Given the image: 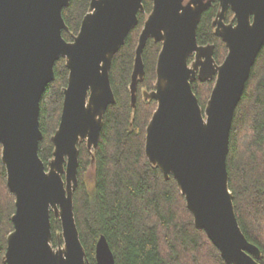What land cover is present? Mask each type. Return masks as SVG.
I'll return each instance as SVG.
<instances>
[{"label": "water", "instance_id": "water-1", "mask_svg": "<svg viewBox=\"0 0 264 264\" xmlns=\"http://www.w3.org/2000/svg\"><path fill=\"white\" fill-rule=\"evenodd\" d=\"M153 0L136 50L131 93L145 77L148 40L162 43L155 90L158 107L147 128L146 156L166 180L177 181L197 229L227 264H261V250L242 231L230 190L227 159L236 109L264 46V0H220L213 23L228 54L221 65L213 46L198 43L197 30L213 0ZM71 0H0V147L7 187L16 201L6 264H87L74 211L79 185V144L99 145L104 116L116 104L110 71L145 12L143 0H92L72 42L63 11ZM231 8L236 26L226 25ZM196 56L190 65L189 59ZM66 59L69 81L53 159L39 155L41 99ZM215 80L205 109L192 84ZM52 216L61 221L55 248ZM64 241V245L62 244ZM97 264H116L105 236L96 244Z\"/></svg>", "mask_w": 264, "mask_h": 264}, {"label": "trees", "instance_id": "trees-1", "mask_svg": "<svg viewBox=\"0 0 264 264\" xmlns=\"http://www.w3.org/2000/svg\"><path fill=\"white\" fill-rule=\"evenodd\" d=\"M92 0H71L63 11L72 42L90 11ZM145 12L131 31L125 45L114 56L110 71L116 104L105 116L99 145L89 151L79 144V185L74 192V211L88 263L96 262V244L105 236L116 264H227L204 231L197 229L177 181L166 180L146 156L147 128L158 104L148 95L155 90L157 61L162 43L150 38L144 49L145 77L139 81L133 104L131 84L136 50L153 0H143ZM218 0L206 12L197 30L198 43L214 46V58L222 63L228 49L215 35L212 22ZM229 17H233L229 13ZM55 80L41 99L40 128L44 139L39 155L47 165L53 159L52 137L59 128L68 86L66 59L55 65ZM193 91L203 109L215 80L195 81ZM0 147V264L5 263L7 238L14 230L15 197L7 187V171ZM230 190L237 218L247 239L262 252L264 264V46L261 49L243 97L236 109L227 159ZM90 179L93 186H90ZM54 247L62 233L61 221L52 216Z\"/></svg>", "mask_w": 264, "mask_h": 264}, {"label": "flooded vegetation", "instance_id": "flooded-vegetation-1", "mask_svg": "<svg viewBox=\"0 0 264 264\" xmlns=\"http://www.w3.org/2000/svg\"><path fill=\"white\" fill-rule=\"evenodd\" d=\"M190 1L191 0H185L184 1V5H187V4H189L190 3ZM208 0H205V2H207ZM217 2V0H213L212 1V4H211V7L206 11V12H208L214 5H215V3ZM218 5H219V9H218V11H217V13H216V16H215V18H214V20H213V22H212V27H213V29H214V32H215V35H216V28L217 27H214L213 26V23H214V21L216 20V18H217V15H218V13L221 11V7H220V0H218ZM205 12V13H206ZM204 13V14H205ZM229 13H232L233 14V17H229ZM203 14V15H204ZM224 22L226 23V25H229V24H233L234 26H236L237 24H236V16H235V14L233 13V11L231 10V8H229V10H228V12H227V14H226V17H225V20H224ZM218 37V36H217ZM218 38H220V37H218ZM221 39V38H220ZM222 40V39H221ZM225 44V43H224ZM208 46H212V45H208ZM214 47V46H213ZM228 54V53H227ZM214 55H215V53H214ZM225 60V59H224ZM196 61V56L194 55V56H192V57H190V59H189V63H190V65H192L194 62ZM215 61H216V59H215ZM216 63L218 64V65H221L222 63H218L217 61H216ZM196 81H199L198 79L196 80Z\"/></svg>", "mask_w": 264, "mask_h": 264}, {"label": "rangeland", "instance_id": "rangeland-1", "mask_svg": "<svg viewBox=\"0 0 264 264\" xmlns=\"http://www.w3.org/2000/svg\"><path fill=\"white\" fill-rule=\"evenodd\" d=\"M90 186H93V181H92V179H90ZM59 236H62V233H61ZM62 244L64 245V241H63V240H62Z\"/></svg>", "mask_w": 264, "mask_h": 264}]
</instances>
